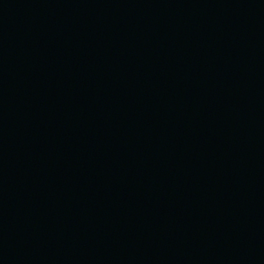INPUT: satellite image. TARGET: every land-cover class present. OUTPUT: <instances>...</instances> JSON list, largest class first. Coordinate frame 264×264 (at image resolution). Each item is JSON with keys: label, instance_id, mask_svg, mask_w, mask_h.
<instances>
[{"label": "water", "instance_id": "1", "mask_svg": "<svg viewBox=\"0 0 264 264\" xmlns=\"http://www.w3.org/2000/svg\"><path fill=\"white\" fill-rule=\"evenodd\" d=\"M0 264H264V0H0Z\"/></svg>", "mask_w": 264, "mask_h": 264}]
</instances>
